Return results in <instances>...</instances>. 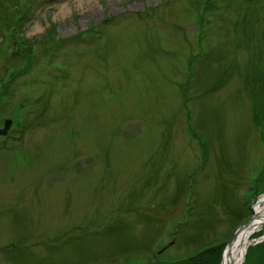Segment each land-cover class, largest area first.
Here are the masks:
<instances>
[{
  "label": "rangeland",
  "instance_id": "1",
  "mask_svg": "<svg viewBox=\"0 0 264 264\" xmlns=\"http://www.w3.org/2000/svg\"><path fill=\"white\" fill-rule=\"evenodd\" d=\"M6 120L0 264L221 258L264 193V0H0Z\"/></svg>",
  "mask_w": 264,
  "mask_h": 264
},
{
  "label": "bare ground",
  "instance_id": "2",
  "mask_svg": "<svg viewBox=\"0 0 264 264\" xmlns=\"http://www.w3.org/2000/svg\"><path fill=\"white\" fill-rule=\"evenodd\" d=\"M264 231V193L256 199L249 223L238 230L222 251L220 264H243L254 234Z\"/></svg>",
  "mask_w": 264,
  "mask_h": 264
},
{
  "label": "trees",
  "instance_id": "3",
  "mask_svg": "<svg viewBox=\"0 0 264 264\" xmlns=\"http://www.w3.org/2000/svg\"><path fill=\"white\" fill-rule=\"evenodd\" d=\"M205 252H201L198 255L194 257H190L184 261L181 262H176V263H171V264H219L220 262V251L217 252L216 255H214L210 260H207L206 258L203 257ZM149 264H163L159 260L155 259L153 262Z\"/></svg>",
  "mask_w": 264,
  "mask_h": 264
},
{
  "label": "water",
  "instance_id": "4",
  "mask_svg": "<svg viewBox=\"0 0 264 264\" xmlns=\"http://www.w3.org/2000/svg\"><path fill=\"white\" fill-rule=\"evenodd\" d=\"M10 124H11V121H9V120H6V121L4 122V126H3V128H0V136H5V135L7 134L8 130H9V128H10ZM248 223H249V221H248L247 223H245L243 226H240V227L236 230V232H237L238 230H240L241 228H243L244 226H246ZM230 243H231V242H229L227 245H229Z\"/></svg>",
  "mask_w": 264,
  "mask_h": 264
}]
</instances>
